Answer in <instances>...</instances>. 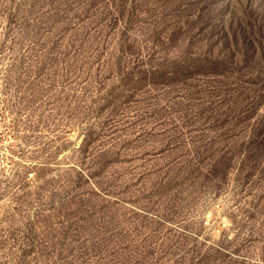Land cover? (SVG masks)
<instances>
[{
	"label": "rangeland",
	"instance_id": "374dc122",
	"mask_svg": "<svg viewBox=\"0 0 264 264\" xmlns=\"http://www.w3.org/2000/svg\"><path fill=\"white\" fill-rule=\"evenodd\" d=\"M0 264H264V0H0Z\"/></svg>",
	"mask_w": 264,
	"mask_h": 264
}]
</instances>
